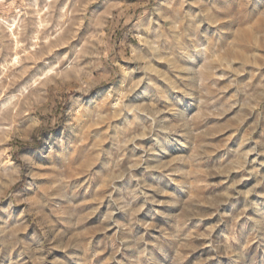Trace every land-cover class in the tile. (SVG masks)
<instances>
[{
    "label": "clouds",
    "instance_id": "clouds-1",
    "mask_svg": "<svg viewBox=\"0 0 264 264\" xmlns=\"http://www.w3.org/2000/svg\"><path fill=\"white\" fill-rule=\"evenodd\" d=\"M0 264H264V0H0Z\"/></svg>",
    "mask_w": 264,
    "mask_h": 264
}]
</instances>
